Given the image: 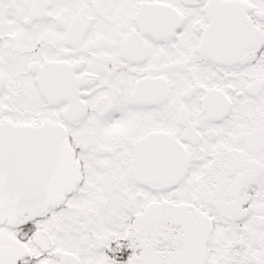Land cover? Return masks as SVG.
Returning <instances> with one entry per match:
<instances>
[{"label":"snow or ice","instance_id":"snow-or-ice-1","mask_svg":"<svg viewBox=\"0 0 264 264\" xmlns=\"http://www.w3.org/2000/svg\"><path fill=\"white\" fill-rule=\"evenodd\" d=\"M0 264H264V0H0Z\"/></svg>","mask_w":264,"mask_h":264}]
</instances>
